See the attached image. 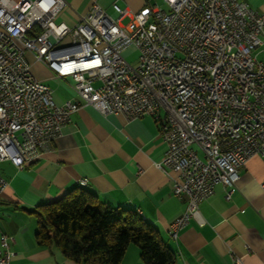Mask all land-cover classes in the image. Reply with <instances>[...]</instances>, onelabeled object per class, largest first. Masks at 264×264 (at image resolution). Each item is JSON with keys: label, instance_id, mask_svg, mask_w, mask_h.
<instances>
[{"label": "built area", "instance_id": "2783aa9c", "mask_svg": "<svg viewBox=\"0 0 264 264\" xmlns=\"http://www.w3.org/2000/svg\"><path fill=\"white\" fill-rule=\"evenodd\" d=\"M151 2L125 24L117 2V16L94 4L69 24L59 18L67 0H0V162L38 159L83 106L152 115L166 143L156 166L175 171L173 192L187 197L170 224L176 237L217 184L229 198L247 161L264 160V13L243 0ZM129 48L139 51L136 64ZM28 53L70 78L82 101L56 103ZM6 186L0 171V195ZM11 242L0 227V264H10ZM232 264L245 263L233 254Z\"/></svg>", "mask_w": 264, "mask_h": 264}, {"label": "crops", "instance_id": "0c3cea01", "mask_svg": "<svg viewBox=\"0 0 264 264\" xmlns=\"http://www.w3.org/2000/svg\"><path fill=\"white\" fill-rule=\"evenodd\" d=\"M67 1L70 7L59 18L69 24L76 21L75 12L86 13L94 4L117 16L113 3H119L125 10L118 15L122 24L144 6V0ZM243 1L264 13V0ZM40 66L41 77H36L53 87L56 103L82 101L70 78L57 77L44 64ZM160 125L152 115H105L83 106L38 159L23 168L1 161L7 186L0 195V227L12 237L10 264H82L54 243H38L39 224L32 211L79 187L81 178H87L83 187L101 200L133 209L152 224L175 251L176 264H232L233 254L245 264H264L263 158L255 155L247 161L229 198L230 188L217 184L213 195L200 203V216L191 218L173 237L170 224L185 210L187 197L173 192L177 173L156 166L166 151ZM120 264H145L136 244L127 247Z\"/></svg>", "mask_w": 264, "mask_h": 264}, {"label": "trees", "instance_id": "16d2710c", "mask_svg": "<svg viewBox=\"0 0 264 264\" xmlns=\"http://www.w3.org/2000/svg\"><path fill=\"white\" fill-rule=\"evenodd\" d=\"M80 186L32 210L39 224L38 243H54L82 264H120L134 243L145 264H176L175 251L137 211L114 207Z\"/></svg>", "mask_w": 264, "mask_h": 264}, {"label": "rangeland", "instance_id": "374dc122", "mask_svg": "<svg viewBox=\"0 0 264 264\" xmlns=\"http://www.w3.org/2000/svg\"><path fill=\"white\" fill-rule=\"evenodd\" d=\"M152 4H156L160 7L166 8L165 3L163 2V0H152L151 2ZM124 55L126 56V58L133 64L137 63V59H138V55H139V51L137 49L134 48H129L127 50H125ZM27 59L31 64V69L34 72V74L37 77H41V75L39 74V71L41 69V62L36 60V57L31 54L28 53L27 54Z\"/></svg>", "mask_w": 264, "mask_h": 264}, {"label": "bare ground", "instance_id": "6f19581e", "mask_svg": "<svg viewBox=\"0 0 264 264\" xmlns=\"http://www.w3.org/2000/svg\"><path fill=\"white\" fill-rule=\"evenodd\" d=\"M80 185H82V186H84V185H86L87 183H79ZM170 233H171V231H170Z\"/></svg>", "mask_w": 264, "mask_h": 264}]
</instances>
